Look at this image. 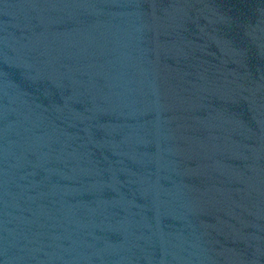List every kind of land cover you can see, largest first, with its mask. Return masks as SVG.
<instances>
[{
	"label": "water",
	"instance_id": "water-1",
	"mask_svg": "<svg viewBox=\"0 0 264 264\" xmlns=\"http://www.w3.org/2000/svg\"><path fill=\"white\" fill-rule=\"evenodd\" d=\"M74 0H0V264H88Z\"/></svg>",
	"mask_w": 264,
	"mask_h": 264
}]
</instances>
